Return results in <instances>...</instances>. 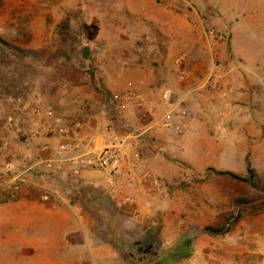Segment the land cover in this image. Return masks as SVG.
Returning a JSON list of instances; mask_svg holds the SVG:
<instances>
[{
    "label": "rangeland",
    "instance_id": "obj_1",
    "mask_svg": "<svg viewBox=\"0 0 264 264\" xmlns=\"http://www.w3.org/2000/svg\"><path fill=\"white\" fill-rule=\"evenodd\" d=\"M66 18L72 62L0 98V264H264V0H5L0 35L53 51ZM96 144L132 169H89L108 192L71 164Z\"/></svg>",
    "mask_w": 264,
    "mask_h": 264
},
{
    "label": "trees",
    "instance_id": "obj_2",
    "mask_svg": "<svg viewBox=\"0 0 264 264\" xmlns=\"http://www.w3.org/2000/svg\"><path fill=\"white\" fill-rule=\"evenodd\" d=\"M5 0H0V6ZM75 37L70 30L69 19H64L56 29V41L53 51H38L16 46L0 35V98L20 94L33 85L42 74L43 68L62 63L68 66L76 55ZM241 180L238 176H233ZM246 182L251 188L264 197V181L256 172L248 169ZM238 204L246 203L238 200ZM213 233H224V229H208Z\"/></svg>",
    "mask_w": 264,
    "mask_h": 264
},
{
    "label": "crops",
    "instance_id": "obj_3",
    "mask_svg": "<svg viewBox=\"0 0 264 264\" xmlns=\"http://www.w3.org/2000/svg\"><path fill=\"white\" fill-rule=\"evenodd\" d=\"M201 112L203 113V108H201ZM96 149H100L101 147H99V145L96 144L95 146ZM121 158V156H120ZM124 160V159H123ZM122 165H120V168L118 170V173L121 174H127V173H132V169H130V165H126L125 161H121ZM71 164L72 167H74V169L76 170V172H78L80 174V176L83 177V179H86L83 183V186H88V187H92L94 189H100L102 191L106 190L108 192V183L105 182L106 180L104 179V174H100L95 170H89L88 168L80 170L78 169L79 166L81 165L80 161L75 160V159H71ZM83 165V164H82ZM130 168H128V167ZM85 168V167H84ZM103 176V177H102ZM109 182L112 183V179L109 180ZM121 183L122 186H121ZM133 184L132 183H128L125 184V182L121 181L118 185L114 186L115 189H118V192H120L122 194V196H120L121 194L117 195L116 197L111 196L110 198L113 199V202H115L117 205H119L121 208H125V207H131L134 206L136 204V197L130 195L134 192V189L132 188ZM113 191L111 190L112 193ZM61 198L62 200H64V196L63 194H61ZM76 198V197H74ZM68 201H70V198H67ZM127 200L130 201L131 203H127ZM132 200V201H131ZM54 216H57L58 219L60 218H65L68 220V225L69 227L66 229H63V231L61 232L62 235H66V234H70L73 232H81L82 234H88L87 232L90 233V231H88L87 229H85L84 227H75L77 220H80V217L73 213V211L69 210L68 212L63 211H56L53 212ZM79 222V221H78ZM53 264H77L73 261H66V260H61L58 263H53ZM81 264V263H79Z\"/></svg>",
    "mask_w": 264,
    "mask_h": 264
},
{
    "label": "built area",
    "instance_id": "obj_4",
    "mask_svg": "<svg viewBox=\"0 0 264 264\" xmlns=\"http://www.w3.org/2000/svg\"><path fill=\"white\" fill-rule=\"evenodd\" d=\"M165 98H169L168 93L164 94ZM9 121H12V118H9ZM79 126V124L77 125ZM83 145L75 144L73 149L76 151L82 150ZM120 145H110L107 147L99 149V152L96 153L94 156H90L89 158L85 157L90 151L85 154L83 153L82 156H76L73 159L80 161L83 164V167L88 169H102L109 172H118L120 168ZM64 149L68 148V145L63 146ZM96 149V148H95ZM94 154V153H93ZM90 155V154H88ZM84 157L83 159H81ZM58 170L62 169L61 165H57L56 167Z\"/></svg>",
    "mask_w": 264,
    "mask_h": 264
},
{
    "label": "water",
    "instance_id": "obj_5",
    "mask_svg": "<svg viewBox=\"0 0 264 264\" xmlns=\"http://www.w3.org/2000/svg\"><path fill=\"white\" fill-rule=\"evenodd\" d=\"M82 55H83V57H89L90 56V52H89L87 47L84 48Z\"/></svg>",
    "mask_w": 264,
    "mask_h": 264
}]
</instances>
